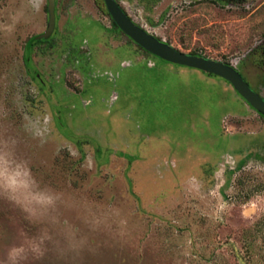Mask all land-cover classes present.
Returning <instances> with one entry per match:
<instances>
[{"label": "rangeland", "instance_id": "374dc122", "mask_svg": "<svg viewBox=\"0 0 264 264\" xmlns=\"http://www.w3.org/2000/svg\"><path fill=\"white\" fill-rule=\"evenodd\" d=\"M114 1L264 100V0ZM45 5L0 0V264H264V119L102 0H55L26 53Z\"/></svg>", "mask_w": 264, "mask_h": 264}, {"label": "water", "instance_id": "95a60500", "mask_svg": "<svg viewBox=\"0 0 264 264\" xmlns=\"http://www.w3.org/2000/svg\"><path fill=\"white\" fill-rule=\"evenodd\" d=\"M54 2L55 0H45L46 27L42 34L36 36V39L48 38L54 29ZM102 2L115 27L140 49L165 62L195 69L224 80L251 109L264 119V100L249 89L232 66L178 52L132 22L114 0H102Z\"/></svg>", "mask_w": 264, "mask_h": 264}, {"label": "trees", "instance_id": "16d2710c", "mask_svg": "<svg viewBox=\"0 0 264 264\" xmlns=\"http://www.w3.org/2000/svg\"><path fill=\"white\" fill-rule=\"evenodd\" d=\"M111 21V20H110ZM111 23H112V21H111ZM112 25L115 27V25L112 23ZM116 28V27H115ZM157 40H159L158 38H156ZM43 42H45V41H42V40H38V41H36L35 39H34V37H32V38H29L27 41H26V44H25V51H26V53H27V51H29V48L33 45V44H35V43H43ZM138 47V46H137ZM262 49H264V46H262V47H260L259 48V50L261 51ZM27 55V54H26ZM25 55V57H24V64L25 65H27L28 64V58H27V56ZM190 55H192V56H198L199 57V55H195V54H190ZM224 64H226V65H228L227 63H224ZM207 75H209V74H207ZM212 76V75H211Z\"/></svg>", "mask_w": 264, "mask_h": 264}, {"label": "flooded vegetation", "instance_id": "af4514ba", "mask_svg": "<svg viewBox=\"0 0 264 264\" xmlns=\"http://www.w3.org/2000/svg\"><path fill=\"white\" fill-rule=\"evenodd\" d=\"M54 8H55V6H54ZM54 16H55V11H54ZM54 26H55V25H54ZM44 30H45V29H44ZM42 33H43V32H42ZM42 33H41V34H42ZM39 35H40V34H39ZM50 35H51V34H50ZM36 36H38V35H36ZM36 36H33L34 39H35L36 41H38V40L46 41V39H48V38L50 37V36H49V37L46 38V39H36ZM30 38H32V37H30ZM43 43H45V42H43ZM25 44H26V43H25ZM35 44H37V43H35ZM262 46H264V43L261 45V47H262ZM262 50L264 51V49H262Z\"/></svg>", "mask_w": 264, "mask_h": 264}]
</instances>
